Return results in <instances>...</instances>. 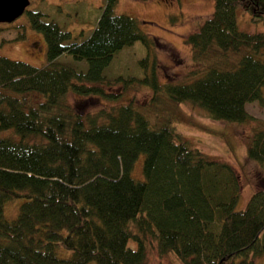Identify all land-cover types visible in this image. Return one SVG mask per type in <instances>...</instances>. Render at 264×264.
<instances>
[{"label": "trees", "instance_id": "16d2710c", "mask_svg": "<svg viewBox=\"0 0 264 264\" xmlns=\"http://www.w3.org/2000/svg\"><path fill=\"white\" fill-rule=\"evenodd\" d=\"M116 1L103 0L81 40L26 8L45 40V63L0 55V130L16 134L0 136V264H150L147 234L180 264H264V122L245 141L262 183L239 208L233 169L173 128L180 103L228 122L252 118L247 102L264 105V29L237 22L239 7L264 19V0H213L211 13L183 36L192 63L185 80L159 81L146 54L135 78L152 91L145 103L83 117L66 93H102L103 69L121 47L157 42L137 19L115 12ZM61 54L85 68L59 62ZM140 155L136 179L131 170ZM18 198L6 216L3 207Z\"/></svg>", "mask_w": 264, "mask_h": 264}, {"label": "rangeland", "instance_id": "374dc122", "mask_svg": "<svg viewBox=\"0 0 264 264\" xmlns=\"http://www.w3.org/2000/svg\"><path fill=\"white\" fill-rule=\"evenodd\" d=\"M213 0H117L114 11L130 15L139 21L142 31L157 38L149 48L136 40L121 47L103 69L104 82L99 83L102 93L79 94L69 91L67 101L83 117L108 110L120 103L132 102L142 105L150 96L149 86L135 78L143 71L138 60L149 54L153 56L157 79L185 80L192 63L190 48L183 36L195 30L212 11ZM103 0H29L27 8H37L55 20L62 28L71 31L76 40L85 38L98 15ZM237 22L241 29L259 31L264 29V19L250 17L243 7L238 8ZM148 49V50H147ZM0 55L19 59L33 65L46 61V43L40 31L32 28L24 11L9 22H0ZM59 62L85 68L83 60H73L68 54L57 57ZM146 72H149V64ZM120 75V79H116ZM116 79V80H115ZM246 111L252 116L247 122H228L210 119L205 111L189 103H180L173 121V128L190 146L209 156L227 163L236 174L239 197L236 208L241 207L250 192L259 186L262 170L246 157L245 141L252 126L264 122V105L257 101L247 102ZM15 136L12 129L0 130V136ZM142 155L133 163L131 174L140 179ZM262 183V182H261ZM19 198L3 207L6 216L16 212ZM145 255L150 264H180L170 253H160L157 240L152 234L144 238ZM129 245L134 242L129 240ZM68 254L62 250L61 255ZM258 260H263L257 259Z\"/></svg>", "mask_w": 264, "mask_h": 264}, {"label": "water", "instance_id": "95a60500", "mask_svg": "<svg viewBox=\"0 0 264 264\" xmlns=\"http://www.w3.org/2000/svg\"><path fill=\"white\" fill-rule=\"evenodd\" d=\"M29 0H0V22H9L19 16Z\"/></svg>", "mask_w": 264, "mask_h": 264}]
</instances>
